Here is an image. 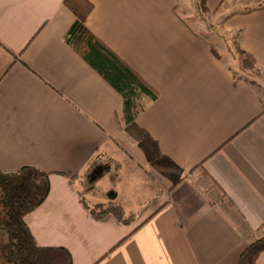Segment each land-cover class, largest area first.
Masks as SVG:
<instances>
[{
    "label": "crops",
    "instance_id": "obj_1",
    "mask_svg": "<svg viewBox=\"0 0 264 264\" xmlns=\"http://www.w3.org/2000/svg\"><path fill=\"white\" fill-rule=\"evenodd\" d=\"M90 1L86 26L157 97H124L64 40L62 0H0V170L50 182L25 222L72 264H236L264 226V76L228 44L264 71V0ZM110 202L128 221L91 215Z\"/></svg>",
    "mask_w": 264,
    "mask_h": 264
},
{
    "label": "trees",
    "instance_id": "obj_2",
    "mask_svg": "<svg viewBox=\"0 0 264 264\" xmlns=\"http://www.w3.org/2000/svg\"><path fill=\"white\" fill-rule=\"evenodd\" d=\"M207 0H199V9L206 10ZM63 5L74 15L64 40L71 44L82 57L96 69L110 84L127 97L129 91L146 94L150 99L157 97V91L146 83L128 64H126L106 43L97 37L87 26L86 20L93 10L90 0H62ZM235 51L240 55V68L251 73L249 82L257 85L264 71L256 67L254 57L233 42ZM212 53L220 58L214 46ZM126 99V104L129 102ZM264 113V106L262 109ZM129 132L138 140L146 132L135 124L128 127ZM50 191L49 174L32 165H24L15 171L0 170V206L2 208L0 228L6 233L5 249L7 258L14 264H72L69 250L63 246H43L37 243L25 216L37 208ZM91 215L100 219L112 214L118 221H128L122 207L116 203L93 205ZM264 251V226L260 235L254 238L240 253L236 264H256L258 255Z\"/></svg>",
    "mask_w": 264,
    "mask_h": 264
},
{
    "label": "rangeland",
    "instance_id": "obj_3",
    "mask_svg": "<svg viewBox=\"0 0 264 264\" xmlns=\"http://www.w3.org/2000/svg\"><path fill=\"white\" fill-rule=\"evenodd\" d=\"M196 3H197V0L196 1L195 0H178V4H179L178 6H180L179 8H180L181 11L183 10L181 13H183L185 15H186V12H187V8L190 11L193 10V8L195 7L194 5ZM195 10L198 11V6H197L196 9L194 8L193 11H195ZM186 16H188V15H186ZM186 19L188 20L190 25L193 26L194 28L202 27V26H199L198 23H196V17H194V16L191 17L190 16V17H186ZM210 28H211V30L212 29H216L213 24L211 25ZM204 29L208 30L209 29L208 25H206ZM228 45H229V47L231 49V52H232L233 56L237 57V55L234 52L235 51V47L232 45V47H233L232 48L230 44H228ZM233 49H234V51H233ZM232 63H234V62H232ZM1 213H2V208L0 206V222H1V219H2ZM6 237H7L6 233L4 232V230H2L0 228V260L2 261V262H0V264H14V262L12 260H9L7 258V252H6V249H5V243H6V239H7Z\"/></svg>",
    "mask_w": 264,
    "mask_h": 264
}]
</instances>
